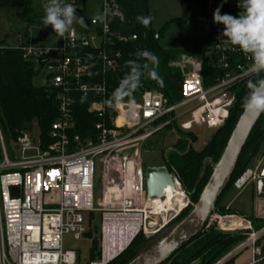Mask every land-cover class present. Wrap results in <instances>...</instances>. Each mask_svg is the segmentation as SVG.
<instances>
[{
  "label": "built area",
  "instance_id": "2783aa9c",
  "mask_svg": "<svg viewBox=\"0 0 264 264\" xmlns=\"http://www.w3.org/2000/svg\"><path fill=\"white\" fill-rule=\"evenodd\" d=\"M64 2L74 3L84 25L75 23L64 37L49 25L50 35L60 38L57 46L38 47L24 41L15 47L24 60L37 64L45 79L43 86L55 94L59 115L48 140L40 135L38 145L29 134L32 127L18 134L14 142L19 159L9 153L0 127V264H110L138 236L150 239L165 230L192 203L181 181L169 171L174 189L183 193L182 204L160 209L156 198L147 196L143 144L171 122L179 121L184 132H192L194 127L214 131L223 127L236 102L235 89L250 78L245 73L251 59L221 35L223 24L213 21L217 8L221 15L243 14L238 6L241 0H194L190 14L195 12L196 17L190 19L195 36L209 40L205 57L220 73L214 84L204 86V60L182 55L172 65L183 77L178 103H170L157 89L144 90L138 99H131L133 114L129 113L128 101L114 108L116 116L111 124L106 119V78L118 68L121 54L112 51L110 39L127 43L137 36H124L115 30L117 22H124L119 0ZM88 50L98 54L102 67L103 77L96 82L86 57ZM77 96L90 100L87 110L97 118L94 139L75 133ZM183 108L184 112L176 113ZM96 164L102 167V196L97 200ZM259 177L264 178V169ZM251 178L256 177L247 171L236 187L242 188ZM262 186L259 179V190ZM165 191L159 198L164 202ZM84 213L100 214L97 257L86 262L76 251L65 250L63 244L67 235L79 240L88 234ZM229 217L242 226L223 229L221 224ZM217 219L216 229L244 232L246 240L216 264H224L247 249L251 251L247 264H263L264 229L254 230L249 220L235 215H211L208 226Z\"/></svg>",
  "mask_w": 264,
  "mask_h": 264
},
{
  "label": "trees",
  "instance_id": "16d2710c",
  "mask_svg": "<svg viewBox=\"0 0 264 264\" xmlns=\"http://www.w3.org/2000/svg\"><path fill=\"white\" fill-rule=\"evenodd\" d=\"M149 0H119L121 10L124 14V22H117L115 30L124 36L136 35L137 40L133 42H119L110 39L112 51L119 52L121 58L116 71L107 75V100L112 98L114 90L119 86L121 79L129 72L126 61L134 60L143 64L146 61L137 56L138 52L148 50L159 57L160 63L157 72L164 79V86L161 87L156 80L148 77L147 72L141 77V87H139L131 98L138 99L144 90L157 89L175 104L181 100L182 73L174 68L171 63L182 55H191L204 60L203 76L204 86L210 87L214 84L219 71L206 60V52L210 46L209 40L203 37H194L193 49L179 52L175 50H165L160 45L163 37L162 32H155L152 29V21L145 27L137 20L138 16L152 17L148 10ZM194 0H181L185 15L187 16ZM33 0H0V9L17 10L22 20L34 21L39 16L33 9ZM196 13H192L193 20ZM39 18V17H38ZM87 60L90 64L93 81L101 80L103 77L102 67L98 54L92 50L86 52ZM149 67H152L149 65ZM40 75L37 64L26 61L22 57L20 50L15 47L6 46L0 42V127L2 134L7 133L13 139L26 129L37 125L43 140H48V134L52 124L57 120L59 112L55 94L47 86H36L34 80ZM255 79V77H250ZM248 80V79H247ZM247 80L241 83L236 89V102L230 111L229 118L225 125L215 130L202 150L195 151L193 144L196 136L193 132H184L176 122H171L162 130L171 131L173 129L185 133L189 138H180L175 145L176 151H172L167 156L166 166L172 175L177 177L185 191L189 194L194 206L198 203L204 189L206 188L215 166L220 161L227 146L229 138L236 126L238 119L244 111V98L248 93ZM90 100L77 96L74 106L73 117L76 124L75 133L83 138H96L94 129L97 118L87 110ZM106 119L112 124L116 111L108 107ZM166 119L159 122L162 124ZM121 122V120H119ZM161 130V131H162ZM264 145V113L254 127L246 145L244 146L234 174L229 181L222 196L218 199L214 212L218 210L224 193L249 170L251 162L259 155ZM192 207L182 212V214L169 226V232L156 242H148L144 236H138L129 248L115 261L110 264H130L140 255L154 247L168 234H170L181 221H183ZM213 212V213H214ZM175 223V224H174ZM257 228H264V221ZM168 226V227H169ZM258 231V230H257ZM91 236V232L86 234ZM91 238V237H90ZM246 240L244 232L223 233L216 229V226H205L204 230L185 245L179 252L174 254L164 264H216L237 248ZM98 240L94 241L91 250V260L97 257ZM224 264H234V258L227 260Z\"/></svg>",
  "mask_w": 264,
  "mask_h": 264
},
{
  "label": "rangeland",
  "instance_id": "374dc122",
  "mask_svg": "<svg viewBox=\"0 0 264 264\" xmlns=\"http://www.w3.org/2000/svg\"><path fill=\"white\" fill-rule=\"evenodd\" d=\"M48 0H33V9L39 14V18H35L34 21L30 22L22 20L17 10L0 9V42L6 46L17 47L24 41H27L32 46L38 47H52L57 46L60 43V38L50 35L49 26H44L42 18L45 15L44 4ZM148 10L151 14L152 29L155 32H162L163 37L160 40V45L165 50H175L179 52L190 51L193 49V41L195 37V29L190 19L191 14L185 15L184 9L181 4V0H149ZM178 58L176 61H178ZM174 61L173 63H175ZM171 63V65H173ZM44 76L39 75L35 80L36 86L44 85ZM186 108L180 109L176 113H182ZM184 117L181 121L187 119ZM179 122V121H178ZM177 122V124H178ZM196 136V141L193 144L195 151H200L204 147L205 143L209 140L214 130L208 129L205 126L194 127L192 131ZM29 134L32 138L33 144L38 145L40 139V129L37 125H33L30 129ZM189 138L185 133L179 130L173 129L171 131L162 130L154 134L148 139L142 146V162L144 168L149 167H164L166 166L167 156L172 151H176L175 145L178 143L180 138ZM5 144L11 155L20 158V151L18 150L17 144L14 139L7 133L3 134ZM31 154V153H30ZM13 155V156H14ZM258 166V167H257ZM258 168V169H257ZM264 169V145L259 155L251 162L249 170L255 172L257 177L261 170ZM256 179V178H255ZM253 178L249 180L246 185L252 182ZM264 180V179H263ZM261 180L263 183L264 181ZM95 182H96V196L95 200L102 196V167L96 164L95 168ZM245 185V186H246ZM264 185V184H263ZM244 187V186H243ZM242 188H237L235 185H231L228 190L224 193L219 208L217 211H212V215L217 217L235 215L240 218L247 219L251 222L254 230H263L264 228H257L254 224L264 221L263 217H257L255 214V200H254V189L250 184L245 192H242ZM185 189V188H184ZM242 192V193H241ZM188 194V193H187ZM240 199L236 203L230 205L238 196ZM189 196V194H188ZM260 196L264 199V188ZM190 198V196H189ZM194 207V203L190 200ZM214 212V213H213ZM85 228L90 235H86L79 240H76L73 235H67L64 237V249L74 250L77 252L78 257L81 261L91 260V250L94 247V241L99 238L100 232V214L99 213H84ZM227 220V223H226ZM233 221L238 224L233 218L229 217L224 220V225H227ZM210 222V221H209ZM208 222V223H209ZM218 219L211 222L208 226H218ZM175 224V223H174ZM223 226V225H222ZM171 226L161 231L150 239H145L148 242H156L163 238L170 229ZM235 227V228H237ZM224 229V227H223ZM220 231V230H219ZM221 232V231H220ZM224 233V232H223ZM91 237V238H90ZM145 238V237H144ZM264 242V235L262 238ZM249 249L242 251L234 257V261L238 259L240 263H247L249 257ZM198 264V263H194ZM264 264V262H263Z\"/></svg>",
  "mask_w": 264,
  "mask_h": 264
},
{
  "label": "clouds",
  "instance_id": "9594fccd",
  "mask_svg": "<svg viewBox=\"0 0 264 264\" xmlns=\"http://www.w3.org/2000/svg\"><path fill=\"white\" fill-rule=\"evenodd\" d=\"M238 6L243 10V14L238 16L221 15L220 8H217L213 13V21L224 25L221 35L232 45L238 46L252 61L245 75L255 77V79L247 80L248 93L244 98V109L250 112L264 113V0H241ZM44 12L43 25H51L54 32L60 37L69 33L75 23L85 24L84 19L76 15L74 3H65L64 0H48L44 4ZM137 20L147 27L151 17L138 16ZM137 56L146 62L141 64L134 60L126 61L129 72L121 79L112 98L105 101L108 107L115 108L123 103L125 98H131L134 92L142 86L141 77L145 72L161 87L164 86V79L156 70L160 63L159 57L148 50L138 52ZM134 107L133 101L129 99L130 114H133Z\"/></svg>",
  "mask_w": 264,
  "mask_h": 264
},
{
  "label": "water",
  "instance_id": "95a60500",
  "mask_svg": "<svg viewBox=\"0 0 264 264\" xmlns=\"http://www.w3.org/2000/svg\"><path fill=\"white\" fill-rule=\"evenodd\" d=\"M262 114L244 109L198 203L170 234L130 264H164L204 230ZM167 187L174 189L175 185L165 167L147 168L146 188L149 198H163Z\"/></svg>",
  "mask_w": 264,
  "mask_h": 264
},
{
  "label": "crops",
  "instance_id": "0c3cea01",
  "mask_svg": "<svg viewBox=\"0 0 264 264\" xmlns=\"http://www.w3.org/2000/svg\"><path fill=\"white\" fill-rule=\"evenodd\" d=\"M248 172L250 173L251 176H253V175L255 176V172L254 171L248 170ZM261 172H262V170H261ZM261 172H260V174H261ZM260 174L256 177V179H253L252 182H250L248 185L244 186L243 189H242L243 190L242 192H245L248 189V187H249L250 184L252 185V187L254 189L253 190L254 191L253 192L254 193V197L253 198H254L255 204H256L255 205V214H256L257 217H263L264 218V199L260 196V193H262V189L264 188V185H263L264 183L261 180H263L264 178L259 177ZM259 179H260V181L262 182V185H263L261 190H259V188H258V180ZM241 195L242 194H240V196H238L233 202H231L230 205H232L233 203H236L237 200L240 199ZM236 227H237V224H236ZM261 245L264 248V242L262 240H261ZM248 252H249V257H248L247 263L251 259V251H248ZM247 263H240V262H238V259L234 261V264H247Z\"/></svg>",
  "mask_w": 264,
  "mask_h": 264
},
{
  "label": "bare ground",
  "instance_id": "6f19581e",
  "mask_svg": "<svg viewBox=\"0 0 264 264\" xmlns=\"http://www.w3.org/2000/svg\"><path fill=\"white\" fill-rule=\"evenodd\" d=\"M165 195L167 197V200L165 202L159 198H156V200H155L156 204L158 205V207L160 209L166 208L165 206H167V205L172 207V206L177 205L179 203L182 204L183 193L181 190H179L177 188H175L173 190L172 188L167 187L166 191H165ZM226 223H227V220H226ZM221 226L224 227V229H226V230H235L234 228L236 227V223L231 221L227 225L221 224Z\"/></svg>",
  "mask_w": 264,
  "mask_h": 264
}]
</instances>
